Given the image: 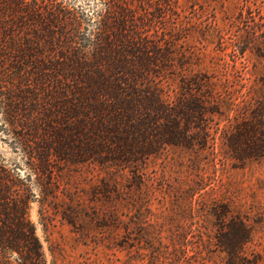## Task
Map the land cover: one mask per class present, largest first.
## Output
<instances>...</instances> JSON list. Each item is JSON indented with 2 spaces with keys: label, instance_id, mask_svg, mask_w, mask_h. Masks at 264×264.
I'll return each instance as SVG.
<instances>
[{
  "label": "rangeland",
  "instance_id": "1",
  "mask_svg": "<svg viewBox=\"0 0 264 264\" xmlns=\"http://www.w3.org/2000/svg\"><path fill=\"white\" fill-rule=\"evenodd\" d=\"M24 1H44V27L54 43L45 37L29 52L28 42L20 41L11 53L14 67L0 51L6 101L0 106V167L19 179V195L28 199L26 215L42 264H226L215 236L219 221L230 217L250 230L243 255L264 264V161H235L219 137L228 108L264 88V0ZM62 10L81 25L75 43L68 40ZM99 21L100 50L85 52L83 37ZM23 53L28 58L19 59ZM29 56L40 68L31 67ZM88 63L108 80L117 75L154 89L177 111L183 133L189 129L179 114L182 101L195 100L201 110L189 135L201 136L205 111L217 109L209 122L213 149L210 141L205 147L159 141L154 152L122 158V140L141 142L138 123L128 122L121 106L100 105L103 115H119L110 117L102 135L86 128L83 140L90 137L91 151L84 154L87 146L62 85L65 69L72 68L68 75L78 78L69 82L85 94L77 67ZM87 75L96 78L92 71Z\"/></svg>",
  "mask_w": 264,
  "mask_h": 264
},
{
  "label": "trees",
  "instance_id": "2",
  "mask_svg": "<svg viewBox=\"0 0 264 264\" xmlns=\"http://www.w3.org/2000/svg\"><path fill=\"white\" fill-rule=\"evenodd\" d=\"M32 1L36 2L37 0ZM41 2H43L42 5L38 3L27 5L24 0H0V51L7 52L2 56L6 59L7 63L5 64L10 67L15 66L10 59L11 53L19 48L20 41L25 40L28 42L26 47L29 52L33 51L36 48L35 46L39 44L44 45L45 37L49 38L50 44L54 43V35L49 33L48 27H44V1ZM24 5L26 6L24 7ZM62 12L63 23L70 24L71 31L68 40L75 43L81 25L78 21L71 22L68 11L62 10ZM53 14V11L47 13V21L52 22ZM103 16H101V19ZM98 25L97 30L83 37L86 44L83 49L85 52L97 50L98 53V50H100L99 46L103 40L100 34L102 29L100 21ZM18 26L23 28L22 31L15 30ZM64 32L65 30L61 32L62 39L66 38ZM28 53H23L19 59L28 58ZM33 57L29 56L32 62L31 67L34 69L39 66L40 68L41 65L37 63V60L35 62L36 58ZM262 58L264 59V54ZM75 60L76 62L81 61L78 57ZM41 64L43 67L44 61H41ZM77 68H80L78 70L80 77H85L82 81L88 86V91L85 94L74 91L69 81L77 80L78 75L75 74L73 78L68 75V71L72 68L65 69L62 97L64 100L69 101L75 109V118L78 120L77 125L78 128H81L82 144L87 146L86 149L81 150L84 154L91 151L90 137L83 140V136L88 131L86 128L91 129V133L94 130L100 131L102 135V132L108 128L110 117L116 113L113 111L103 115L100 112V105L109 108L121 106L122 109H125V117L128 122L138 123L134 126V129L141 137V142L138 143L137 137L133 138L131 142H128V139L122 140L118 145L120 149L118 155L122 158L131 154L142 155L154 152L152 148H155V144L159 141L166 144H181L186 147H193L195 144L197 147L199 145L205 147L208 146L207 144L210 141V146L213 149L214 136L210 132L209 122L211 115L218 112L214 107L209 106L205 111L206 124L203 128H200L202 135H197V131L195 134L189 135L190 128H194V125L191 124L194 122L192 119L201 116L198 113L201 110H199L195 100H185L181 103L179 114L186 120L187 129H189H186L187 131L183 133L178 130V124L176 123L175 112L177 111L172 108L170 103L164 102L154 89L152 90L150 87L145 89L146 86L137 85V82L133 79L125 81L122 80L123 77H115L117 75L112 76V80H108L105 75L97 72L96 67L92 68L89 63L87 66L79 64ZM19 71L21 73L23 70L20 69ZM86 71L89 72L86 73ZM91 71L96 78L90 77L91 79L87 80L89 79L87 74ZM93 79H96V81H93ZM260 82L264 86V77L260 79ZM4 98V94L0 92V106L3 109L5 108L4 105L6 106ZM135 101L142 105L139 113L141 117H138L139 114L135 113L140 110ZM233 106L228 108L225 114L227 123L219 131L220 142L227 155L238 162H244L247 159L264 161V88L254 95H250L249 98L242 101V104H238L237 108ZM232 110H234V113L229 114V111ZM132 112L134 113L132 114ZM195 113H197V116ZM116 115H119V112ZM87 134L89 135V133ZM150 137L154 138L151 140ZM101 139L104 140L105 138ZM18 181L19 179H13L11 174L0 167V264H13L14 261L21 264H42L38 241L26 215L28 199L19 195L20 185ZM214 214L217 215V213ZM218 224L219 228L215 237L218 246L227 255L226 264H256V259H246L243 255V244L250 238V230L245 222L239 217H230L226 220H220ZM14 252L17 254L12 259L11 256Z\"/></svg>",
  "mask_w": 264,
  "mask_h": 264
}]
</instances>
